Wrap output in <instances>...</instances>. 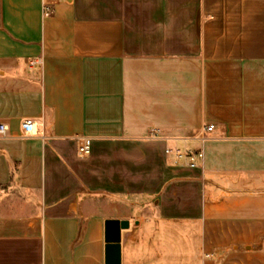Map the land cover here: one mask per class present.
<instances>
[{
  "label": "crops",
  "instance_id": "crops-1",
  "mask_svg": "<svg viewBox=\"0 0 264 264\" xmlns=\"http://www.w3.org/2000/svg\"><path fill=\"white\" fill-rule=\"evenodd\" d=\"M51 11L0 0V264H264V0Z\"/></svg>",
  "mask_w": 264,
  "mask_h": 264
},
{
  "label": "built area",
  "instance_id": "built-area-1",
  "mask_svg": "<svg viewBox=\"0 0 264 264\" xmlns=\"http://www.w3.org/2000/svg\"><path fill=\"white\" fill-rule=\"evenodd\" d=\"M60 0H43L45 15H50L52 13L51 8ZM41 62H31V65L40 64ZM24 131L27 134L36 133V124L33 121H25L22 124ZM214 129L213 126H205L203 132H211ZM8 131V126L4 123L0 124V135L6 134ZM151 140H157L159 138V132L154 130L149 134ZM92 151V141L89 138H82L79 140L78 153L80 156H88ZM166 156H174L176 164H180L182 161H186V167L194 169L198 167V162L204 160V151L203 149L199 150H188L182 152L181 150H173L170 148L165 149Z\"/></svg>",
  "mask_w": 264,
  "mask_h": 264
},
{
  "label": "water",
  "instance_id": "water-1",
  "mask_svg": "<svg viewBox=\"0 0 264 264\" xmlns=\"http://www.w3.org/2000/svg\"><path fill=\"white\" fill-rule=\"evenodd\" d=\"M106 257L107 264H121V231L129 228L127 220H109L106 222Z\"/></svg>",
  "mask_w": 264,
  "mask_h": 264
},
{
  "label": "rangeland",
  "instance_id": "rangeland-1",
  "mask_svg": "<svg viewBox=\"0 0 264 264\" xmlns=\"http://www.w3.org/2000/svg\"><path fill=\"white\" fill-rule=\"evenodd\" d=\"M134 145H128L127 147L129 148V147H131V149H134V147H133ZM135 150V149H134ZM139 155V154H138ZM138 157H140V156H138ZM123 160H121L120 161V163H121V166H123V167H125L126 165L125 164H128V156L127 155H124L123 156ZM124 163V164H123ZM138 185L136 186V189H142V186H143V184H140L139 185V182L137 183Z\"/></svg>",
  "mask_w": 264,
  "mask_h": 264
}]
</instances>
